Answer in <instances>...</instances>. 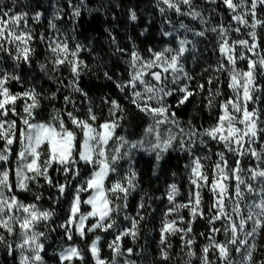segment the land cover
I'll use <instances>...</instances> for the list:
<instances>
[{
	"label": "snow or ice",
	"instance_id": "6c2138e0",
	"mask_svg": "<svg viewBox=\"0 0 264 264\" xmlns=\"http://www.w3.org/2000/svg\"><path fill=\"white\" fill-rule=\"evenodd\" d=\"M152 3L161 47L135 41L125 47L112 28L104 29L111 54L125 65L117 74L96 57L94 64L85 60L93 42L78 38L84 13L106 15L108 5L65 0L47 17L32 0H0V253L12 264H138L124 242L138 241L153 197L141 187L134 153L151 158L154 176L172 153L187 158V196L179 199L178 184L169 185L151 264H264V0ZM139 19L130 7L128 20ZM209 40L217 60L195 73L186 54L195 62L198 43ZM25 67L51 86L29 80ZM93 78L117 94L104 93L97 103L95 90L104 85ZM194 99L207 124L179 115ZM140 121L143 133L130 139L128 129ZM138 192L132 213L129 200ZM200 222L204 230L197 232ZM98 233L112 236L111 256ZM90 234V243L77 242Z\"/></svg>",
	"mask_w": 264,
	"mask_h": 264
},
{
	"label": "trees",
	"instance_id": "16d2710c",
	"mask_svg": "<svg viewBox=\"0 0 264 264\" xmlns=\"http://www.w3.org/2000/svg\"><path fill=\"white\" fill-rule=\"evenodd\" d=\"M8 0H5L7 4ZM33 4L39 3L43 5V7L38 8L37 10L44 11L47 17H51L53 14V7L52 5L59 2L61 5H65V0H32ZM87 5L89 8H97L100 6L101 2L108 5L105 9L106 15L93 12L91 15L88 13H84L83 20L85 21L83 28L81 29V33L78 35V38L87 43L88 39L92 40L93 42V53L86 57L90 64H94L96 60L94 57L103 61V63L109 65L110 69L117 74L123 73V69L125 65L121 61L118 56H113L112 47L110 46L109 40L107 38V33L104 31L106 27L112 28L114 34L117 36L118 40L120 41L122 46L129 47L131 41H135L138 47L144 48L147 45L154 43L157 48L162 46V41L165 38L159 35V28H160V16L158 11L153 7L152 0H86ZM119 4L120 7H116ZM135 8L137 10L138 16L140 19L136 22V24H132L128 20V9ZM221 12L224 13L225 17L227 18V13L224 11L223 8L220 9ZM113 14L116 16V19L113 20ZM177 18L174 17V20ZM149 20L154 21V23L150 27V33H145L143 36L140 35L143 27L148 23ZM186 23L192 24V26L199 28L200 25L194 21L185 20ZM44 26H47V20L43 21ZM86 29L87 31H84ZM40 30H43L42 28ZM211 36V34H210ZM171 40V38H167ZM42 58V57H41ZM8 64H11V61H8ZM241 67H244L243 63ZM23 74L29 79L32 80L33 77H40L36 82L42 88H49L50 82L43 78V74L39 73L35 67L33 69L24 68ZM31 74V75H30ZM67 75V74H65ZM87 79V78H86ZM93 83L102 84L104 85L102 91L95 90V95L97 97V103H99V96L103 95L104 93H111L112 95H116V90L114 85H111L109 82L103 81H95L93 78ZM17 90L19 87L15 86ZM54 87V86H52ZM223 89L225 92H229L226 88V85H223ZM179 115L187 120L189 119V109L186 107L185 109L180 110ZM144 122L140 121L135 124V126L130 127L128 129V134L130 139H139L141 134L143 133ZM136 159L139 161L137 167L143 170V177H142V189L149 193L150 196L153 197L151 202V215H149L146 220L142 223L141 233L138 241L136 244H133L130 239L125 240L126 247H133L135 252L138 254L133 256V259L138 260V264H151L152 260L158 256V248L157 244L159 241V233H158V226L159 220L161 216V211L166 204L165 193L168 190V187L171 183H177L181 189V197L179 199L183 200L187 196L188 192V181L183 169V164L186 162L187 158L180 157L179 153H172V159L168 163L161 164V170L157 172V175H152V167L150 164L146 163L151 158L143 153H134ZM123 163V162H122ZM126 166V164H125ZM175 173V176L173 175ZM55 191L53 190V195H55ZM142 193H134L133 196L129 200V211L134 213L136 204L140 199V195ZM207 199V194H206ZM68 207V201L63 200L60 205H57L59 209L58 215L62 218L64 211H66ZM154 210V211H152ZM121 223L124 224L126 222L123 221L121 218ZM196 231L204 230L203 222H200L198 225L195 226ZM105 240H103L102 244H105L104 247V255L111 256V253L106 248V240H111L112 236L108 234H104ZM94 237L89 236V240L85 242H80L83 246L85 243H90L91 239ZM52 243V241H49ZM203 243V241H201ZM174 244V251H179L180 242L178 239L173 240ZM57 247L58 245H54ZM53 250V248H49L48 251ZM55 253L53 252L52 256ZM51 257V256H50ZM53 264L55 261L50 259ZM0 264H12L10 259L6 260L5 254L0 253ZM91 264V262H90Z\"/></svg>",
	"mask_w": 264,
	"mask_h": 264
},
{
	"label": "rangeland",
	"instance_id": "374dc122",
	"mask_svg": "<svg viewBox=\"0 0 264 264\" xmlns=\"http://www.w3.org/2000/svg\"><path fill=\"white\" fill-rule=\"evenodd\" d=\"M218 21H219V17H217L214 22H218ZM198 49L200 51L195 54L198 57V59L195 62L191 59L192 54H186L188 56L187 65L195 73L201 72L202 69L204 67H206L208 64H215V62L217 60V54L212 51L211 40L198 43ZM89 55H90V53H87V52L82 53V56L84 59H86V57ZM64 74H67V72L65 71ZM205 75H207V74H205ZM221 79L223 80L224 77H221ZM17 87H19V86H17ZM222 88H223V85H222ZM171 99L174 102V98H171ZM195 103H196V100L194 99L192 103L187 104L184 108L178 109V112L180 110L188 107L189 116H190L189 119L196 117V122H198V123L203 122V123L207 124L208 119H209L207 113L203 111L202 106L199 109H195V107H194ZM197 113H199V115H197ZM98 234H100L102 236L104 235L102 233H98ZM102 242H103V240H102ZM52 254H53V250L48 251L49 257L52 256ZM46 259H48V258H46ZM48 264H53L50 259H48Z\"/></svg>",
	"mask_w": 264,
	"mask_h": 264
}]
</instances>
